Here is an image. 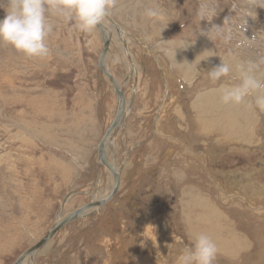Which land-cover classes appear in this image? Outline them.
I'll list each match as a JSON object with an SVG mask.
<instances>
[{
	"label": "rangeland",
	"instance_id": "1",
	"mask_svg": "<svg viewBox=\"0 0 264 264\" xmlns=\"http://www.w3.org/2000/svg\"><path fill=\"white\" fill-rule=\"evenodd\" d=\"M132 1L138 8L115 13L116 6L110 16L125 30L149 38L150 48H167L165 42L168 40L180 44L188 41L199 47L205 41L209 48L236 59L237 63L264 56V8H257L256 16L248 18L243 11L244 0H211L219 13L212 24L222 26L225 18L230 19L232 39L225 43L222 39L209 40L200 34L211 28V24L205 21L200 24L196 18L202 0ZM6 3L7 0H0V19L5 16ZM154 5L167 11V15L151 21L133 17L135 9L144 12V8ZM119 13L123 15L119 16ZM48 20L53 26L47 40L48 58L30 59L11 46L0 44V264H13L51 228L60 212L74 211L92 199L99 200L102 195L100 187L96 188L102 170L97 168L95 149L114 118L117 106L114 93L98 68L101 36L96 29V32H80L73 23L55 15H50ZM149 28L155 33L149 32ZM165 34L167 36L159 40ZM113 45L107 66L117 81H121L128 62L120 48L121 41L114 40ZM132 46L136 63L138 59L144 61L146 72H142L144 78L138 97L132 102L123 131L109 147L108 159H113L116 167L121 169L120 190L101 210L65 226L27 264H138L139 259H145L147 264H176L180 252L190 246L188 239L194 236L187 233L188 225L180 220L183 216L181 205L187 192L185 186L197 183L199 186L194 188H198L197 193L201 196H217L209 186L210 181L201 173V161L196 164L191 159L196 161V156L205 153L207 170L214 175L212 177L221 181L225 190L232 188L236 193L250 182L251 169L256 168L258 174H264V141L258 143L248 156L242 152L232 153L213 139L203 141L207 137H201L194 123L190 124L196 98L208 91L213 93L222 84L234 82L228 78H236L238 82L235 69L222 82L212 83L207 76L212 69L211 63L206 66L200 61L195 62L191 81L186 86L181 76H186L185 68L182 67V73H179L171 60L163 57V51H159L162 62L172 72L166 74L171 86V100L164 104L157 123L155 112L159 101L161 103L164 83L156 63L142 52L143 47L138 43ZM257 75L264 80V66ZM131 79L125 88L127 93L134 86ZM214 108L212 104L213 111ZM255 115L256 121L260 119L262 124L256 134L264 140V114L257 112ZM155 129L163 138L151 136ZM176 140H183L188 151ZM97 172V181L93 185ZM260 177L251 180L254 184L248 190L250 196L257 194L255 190L259 188L255 185L259 184L257 179ZM243 189H240L241 193H244ZM68 194L71 195L64 202ZM221 203L226 207H221ZM221 203L218 204L222 210L231 207L226 200ZM261 203L264 205V201ZM237 212L248 222L246 233L233 231L235 218L225 220L233 223H229L233 235L247 237L248 250L245 249L236 260L217 255L214 264H264V223L256 221L257 215L253 216L250 211L237 209ZM190 225L197 234L203 229V234L210 238H215L213 232L218 229L217 224L200 229L196 224ZM237 245L245 246L244 243Z\"/></svg>",
	"mask_w": 264,
	"mask_h": 264
},
{
	"label": "bare ground",
	"instance_id": "2",
	"mask_svg": "<svg viewBox=\"0 0 264 264\" xmlns=\"http://www.w3.org/2000/svg\"><path fill=\"white\" fill-rule=\"evenodd\" d=\"M123 1H126V0H121V1L117 0L116 6H118L117 7L118 10L122 9V11L120 10V12H123L125 10L126 11L125 13H127V11H129V8H126L124 3H123L124 7L122 8V6H121V3ZM136 1H139V0H136ZM136 1H135V3H136ZM146 1H148V0H146ZM129 3H131V2L129 1ZM143 4L145 5V3H143ZM141 10H143V9H141ZM120 15H123V14L119 13V16ZM164 15L165 16L167 15V11H164ZM134 16H136L137 20L144 19L143 12L140 11V9L134 11L133 17ZM169 16H170V14H169ZM112 18L109 16V19L111 21H113L116 26L112 25V23H109L107 21V19L101 25V27L105 30L107 41H109V48H108V51H107V53H106V55H105V57L103 59V69H104L105 73H102L101 71L100 72H101L102 78H104V81L110 87V91H112V93H114L113 96L115 98L116 106H117V108L115 109V113L114 114L116 115L117 110H118V105L120 103V97L118 96L116 98L117 94H115V91L113 89L115 86H116L117 90H123L125 105H124V108H123V110L121 112L122 120L120 122V126L118 128H115L112 131V133L110 134V137L107 139V141L105 143V146H104V151H105V155H106L105 159L107 161V165H108L109 168L106 167L102 162L98 161L99 168H100V170H102L101 175H100L101 179H100L99 183L96 185L97 190H98V186H99L100 187L99 191L102 192V195L98 198L99 200H101V199L103 200L104 198L108 197L111 194V192L116 187L117 181H116V177L113 174L112 170H114L117 173V175H118L119 185L117 186V191H118V189L120 190V186H121L120 170L121 169L119 167H116L117 165H115V161L113 159L111 161L108 159L109 158V154H110L109 151L111 150V149L109 150V147L113 146V144H114V140L113 139L117 136V134L123 131L122 129H123L124 123H125L128 115H129V112L131 111V105H132L131 102L134 101L135 97H138L137 95L139 93L140 83L142 82V78H144V76L142 75V72L143 71L146 72V68H145L146 65L144 64V61L142 62L141 60L138 59L137 63L140 64V65H138L136 63L135 58L132 55V52L135 51L133 49L134 47L132 46L133 44H137L138 43L139 45H141L143 47V51L142 52L147 54L149 56L150 60L157 64V66L159 68V71H160V72H158L159 76L162 79V82L164 83L165 89H164L163 94H162L161 103L159 101L158 109H156V112H155L156 113L155 118H156L157 123H158V121H159V119L161 117V112L163 110L164 104H166L169 101V99L171 100V97H170L171 86H170V83H169L168 79L166 78V76H167L166 74L172 72V71H169L167 69V67L165 66V64L162 62V60L160 58L161 56H159V54H160L159 51L160 52L163 51V53H164L163 57H167V59L169 58L171 60L170 62L173 65L174 69H177V71L179 73H182V71H181L182 67L185 68L186 76L183 75V74H181V76H182L183 82L186 84V86H188L189 82L191 81L190 78L192 77V72H191L192 71V66H193V64L195 62H196L195 64H198L199 61H200L201 63H205L206 66H208V64L211 63V67L210 68H213V67L219 65L221 63V59H222L224 62L229 63V65L232 67V69H235V71H236V65L240 63L239 61L237 63L236 59L227 58V57L223 56L221 52L215 51V49L213 50V49L209 48L207 44H204L205 41L202 42L200 44L202 46L199 47V45L195 46V45L189 43L188 41H183L180 44V42L179 43H177V42L173 43L172 40L171 41L168 40L169 42H167V45H168L167 48H163L161 50H155L154 48L151 47L152 50H150L151 48L149 47V42H148L149 38H146V39L145 38H141L140 36H137V35L133 34L132 32H129L130 30L129 31H127V29L125 30L123 27H121L119 25V23H116ZM169 19H170V17H168V21H169ZM160 22H162V21H160ZM163 23H166V22L164 21ZM152 24L153 23H151V25ZM168 24H169V22H168ZM165 25H166L165 27L169 29V26L167 25V23ZM138 27H140V26H138ZM150 27H153V26H150ZM96 31L95 32L99 36H101V34L97 30V28H96ZM149 32L155 33L151 29H150ZM166 34L162 35L159 38V40L162 37L167 36ZM114 40H120L121 41L122 46H120V48H121L122 52L125 53V57L127 59L126 62L129 63V65H128V63L127 64L125 63V65L127 67V71L124 74V76H123L121 81H119V80L117 81L116 76L113 75L114 73H112L110 68L107 66V59L112 55L110 48L114 47V45H113L114 44ZM101 41H102V36H101ZM175 50H176V54H175V58H174ZM207 50H211V51L210 52H205ZM203 52H205V53L203 55H201ZM199 55H201V56H199ZM195 56H198V58H195L196 61L194 60ZM209 56H212V57H209ZM141 59H142V57H141ZM202 60H205V61H202ZM242 60H243V58H242ZM123 61H124V59H123ZM193 61H195V62L193 63ZM201 65L202 64H200L199 66H201ZM147 72H149V71H147ZM107 74H108V76H106ZM237 76H238V74H237ZM131 78L133 79V83L135 84V88L134 87L133 88L130 87V92L127 93V92H125V88L130 83V79ZM230 79H232V81H234L233 83L237 82L236 78L235 79L234 78H228L227 80L229 81ZM187 82H188V84H187ZM221 87L216 89V90H214V91H213V89L210 90L211 92L213 91V93L209 94V91H208L204 95L199 96V97L196 98L197 102L195 104L194 110H193L192 115H191L192 118H190L191 119V123L190 124L194 123V125L196 127V130H197L196 132L199 131V134H200L201 137H203V136L207 137V138H204L203 141H210V139H213L218 145L225 146L226 147L225 149L229 150L232 153L242 152L241 153L242 155H247L248 156V155H250L252 150H254L253 148L258 146L257 145L258 143L264 141L263 139L258 137V135L256 134L258 132V129L262 128V124H260V119H259V122L256 121L255 113H257V112L259 113V111L255 108L254 104L249 106V102L251 101L252 98L251 99L249 98V101H246L244 104H241V105H238V106L222 104L221 101H220V95H221L220 89H221ZM212 104H214V106L216 107V108H214V111L212 110ZM129 105H130V108H129ZM206 107L208 109H206ZM127 111H128V114H127ZM262 114H264V113H262ZM115 115H114V118H115ZM114 118L112 119V121L114 120ZM112 121L109 122L108 126L112 123ZM185 124H188V121ZM108 126L105 128V131L108 128ZM187 127H188V125H186V128ZM156 128H158L157 125H156ZM201 133H203V134H201ZM151 136H157V137L163 138V136H161L158 133L157 129H155V131L151 134ZM176 141H177L178 144H181L182 147L184 146L185 149L187 148V146L184 144L183 140H176ZM97 146L98 145H96V149H95L96 152H97ZM184 154L186 155L185 152H184ZM191 156H193V155H191ZM200 156H202V155L200 154ZM200 156H196L195 157L196 161L195 160L192 161L191 158H194V157H189L187 155V157H189L191 159V162H194V163L196 162V164L200 163L199 162V160H201ZM203 156H205V153L203 154ZM95 158L98 159V156L97 157L95 156ZM204 158L206 160V156ZM186 166L188 167L187 163H186ZM203 171H205V172L204 173L201 172V173L203 174V176L207 180L210 181L209 186L214 191H216L217 196L216 195L215 196H213V195L211 196L210 194L201 196L200 193H197V189L198 188L197 187L194 188L195 186H199L197 183H195V186H191V187L190 186H185V191L187 190V192H185L186 194L184 195L185 202L181 205L182 206L181 213H183L182 214L183 216L180 218V220H181V222H185L188 225L189 228L187 230L188 231L187 233L192 234L194 236L203 233V229L201 230L200 228L201 227L204 228L205 225H207L208 227L210 225V227H211L213 225V223H214V220L216 218H224V219H228L229 220V218H230V216H229L230 215L229 214L230 210L233 211V209L236 210V211H237V209L243 210V211H250L253 214V216L257 215V217H256L257 220L256 221H258V222L261 221L262 224L264 223V205L261 203L262 201H264V189H263V187H264V182H263L264 181V175H261V177L257 179V180L260 181L258 185H255V186H257L256 188H259V189L255 190L257 192V194H252L254 196H250L251 194H250V191L248 192V190L253 187L254 183L253 184L250 183L252 181L248 182L247 184H244L245 185L244 189H243V187L240 188V189H243L241 191H243L244 193H241L240 189H238L237 193H236L235 191H233V189L231 187H229L230 185H228L227 188L228 189L231 188L232 191H231V189L229 191L225 190L224 189L225 188L224 184L221 181H219L217 178L212 177L214 175L210 174V172L208 170L207 171L203 170ZM253 179H255V178H252V180ZM226 184H227V182H226ZM261 184H262V187H261ZM193 191H196L194 195L192 194ZM245 192L247 194H245ZM223 200H226V203H229V206H231V207H229L228 210H222L219 207L218 203H221ZM254 200H258L260 203L258 204ZM92 201H95V200L92 199ZM200 201L202 202V205L200 204ZM220 205H221V207L222 206L226 207L223 203H221ZM244 208H247V209H244ZM99 210H101V207L97 206L96 208L94 207L93 209L82 213L80 216H81V218H83V217H86L87 215H90L91 213H94V212L99 211ZM69 213L62 214V212H60L58 214L56 220H61L63 217H65ZM81 218H79V219H81ZM231 218L233 219V214H232ZM79 219H77V220H79ZM191 220H194V221H191ZM190 223L191 224H196L199 227L200 231H199L198 234L196 233V230L195 231L192 230L194 228V226L190 225ZM214 224H218L217 225L218 229H215V231L213 232V233H216L215 238H211V239L217 245V249H218L217 255H218V257L226 258V259L228 258L227 260L235 258V260H236L240 256V254H242V252L245 251V249L248 250L247 249L248 248L247 244H245L244 247H242L241 245L240 246L237 245V243L238 244L239 243L243 244V242L247 243L248 239L247 240L246 239L243 240V239H240L238 237H235V235L232 234V229L233 228L230 227V224L233 225L232 222H230V224H229V222L227 220L225 222V220L221 219L220 221H217V223H214ZM263 232H264V230H263ZM193 237L192 238L189 237V238H191V239H188L189 245H191ZM158 244H160V243H158ZM40 251H42V250H40ZM247 254H246V256H244L245 259L247 258ZM36 255H37V253L35 255L31 256L30 258L24 260L22 262V264H27ZM143 256L144 255L139 256V257H143ZM139 261L140 262H138V264H147L145 262H148L145 259H142V261H141V259H139Z\"/></svg>",
	"mask_w": 264,
	"mask_h": 264
},
{
	"label": "clouds",
	"instance_id": "3",
	"mask_svg": "<svg viewBox=\"0 0 264 264\" xmlns=\"http://www.w3.org/2000/svg\"><path fill=\"white\" fill-rule=\"evenodd\" d=\"M116 4L117 0H7L5 16L0 19V44L11 46L27 58L44 60L50 55L47 43L53 32V26L48 20L50 15L73 23L80 32L90 33L104 23ZM244 4V15L248 18L256 16L257 8H264V0H244ZM218 14L211 0H202L196 18L200 24L202 21L208 22L211 28L207 32L201 31L200 34L207 36L209 40L219 38L228 43L232 39L230 19L225 18L222 26L212 24ZM143 16L148 20H155L162 18L164 12L159 5H154L145 8ZM261 66H264V56L237 64L238 82L222 84L221 103L238 106L252 98L249 106L254 104L260 113H264V80L257 75ZM231 72L229 63L221 59V63L209 70L207 76L212 83H217L228 78ZM217 251L216 243L208 235L201 233L194 236L191 245L180 252L176 264H214Z\"/></svg>",
	"mask_w": 264,
	"mask_h": 264
},
{
	"label": "water",
	"instance_id": "4",
	"mask_svg": "<svg viewBox=\"0 0 264 264\" xmlns=\"http://www.w3.org/2000/svg\"><path fill=\"white\" fill-rule=\"evenodd\" d=\"M107 21L109 23H112V25H115L113 21H111L109 19V17L107 18ZM116 26V25H115ZM97 30L100 32L101 36H102V49L98 58V68L102 73H105L104 69H103V59L108 51L109 48V41H107V37L105 34V30L101 27L98 26ZM120 31V30H119ZM108 76V74L106 75ZM109 78V77H108ZM135 88V84L133 86ZM115 91L116 98L119 96L120 97V103L118 105V110L117 113L115 115L114 120L112 121V123L108 126V128L106 129V131L104 132L98 146H97V156H98V161L102 162L106 167H108L107 165V161H106V155H105V151H104V146L105 143L107 141V139L110 137V134L112 133V131L115 128H118L120 126V122L122 120L121 118V112L124 108L125 102H124V93L123 90H117L116 86L113 88ZM132 103V102H131ZM130 103V104H131ZM130 108V105H129ZM129 110V109H128ZM128 114V111H127ZM97 168H99V165L97 166ZM109 168V167H108ZM113 174L116 177V187L115 189L111 192V194L104 198L103 200H95V201H91L85 205H83L82 207L70 212L68 215H66L65 217H63L61 220H56L55 223L51 226V228L44 234V236H42V238L35 243L32 247H30L29 249H27L25 252H23L13 264H22V262L28 258H30L31 256L35 255L36 253H38L40 250L43 249V247L59 232L61 231L65 226H67L68 224L76 221L77 219L81 218V214L93 209L94 207L96 208L98 207H102L103 205H105L108 201H110L112 199V197H114L117 193V186L119 185V178L117 173L112 170ZM97 176H98V172L95 175V179L93 182V185H95V182L97 181ZM73 195V193H71ZM68 194L64 200V202H66V200L68 199V197L71 195Z\"/></svg>",
	"mask_w": 264,
	"mask_h": 264
},
{
	"label": "crops",
	"instance_id": "5",
	"mask_svg": "<svg viewBox=\"0 0 264 264\" xmlns=\"http://www.w3.org/2000/svg\"><path fill=\"white\" fill-rule=\"evenodd\" d=\"M119 1H121V0H119ZM129 1L132 3L133 1L132 0H126V1H123L122 3H121V6H122V8L124 7V5H123V3L125 4V7L126 8H133L134 6H133V4H131V3H129ZM128 4V5H127ZM134 9V8H133ZM120 10L122 11V9H117V10H115L114 12L116 13L117 11H119L120 12ZM136 10V9H135ZM124 12H126L125 10L123 11V13ZM134 12V11H133ZM111 17V16H110ZM112 18V17H111ZM113 19V18H112ZM114 20V19H113ZM136 33V32H135ZM132 35V34H131ZM141 46V45H140ZM142 47V46H141ZM150 49V48H149ZM151 50V49H150ZM100 55V54H99ZM157 65V64H156ZM158 67V66H157ZM159 69V68H158ZM156 119V118H155ZM185 148V147H184ZM204 153H201V155H203ZM201 160H199V161H201V167L203 168V170H206L207 171V163H206V160L204 159V157L203 156H201ZM203 162V163H202ZM205 165V166H204ZM206 168V169H205ZM202 170V172L204 173L205 171H203ZM259 173V171H256V168H253V169H251V171H249V177H248V180H252V178H253V175H255V177L254 178H256L257 176H261V175H264V174H262V173H260V174H258ZM247 180V181H248ZM254 180V179H253ZM246 181V182H247ZM242 185V184H241ZM241 187V186H240ZM232 212H234V213H238L236 210H234L233 209V211L232 210H230V218H231V213ZM239 215H233V218H235L234 220H235V225L233 226V227H235V229H233V231H243L244 233H246L247 231H246V229H245V227H246V224H248V222L247 221H245L244 220V218H243V216L241 215V213H238ZM230 218H229V220H230ZM220 218H216L215 220H214V223H217V221H220L219 220ZM225 220V219H224ZM225 222H226V220H225ZM229 223H230V221H228ZM213 223V224H214ZM240 224H245L244 225V227H239L240 226ZM218 225V224H217ZM213 226V225H212ZM249 226V225H248ZM230 227H231V225H230ZM237 227V228H236ZM238 235H242L241 233H237ZM235 237H238V238H240V239H246L247 240V237H244V236H237V235H235ZM244 243V242H243ZM244 244H246V242L244 243ZM242 247H244V246H242Z\"/></svg>",
	"mask_w": 264,
	"mask_h": 264
}]
</instances>
